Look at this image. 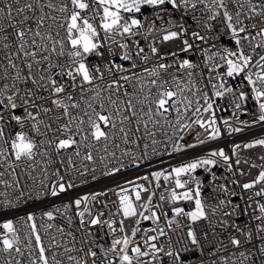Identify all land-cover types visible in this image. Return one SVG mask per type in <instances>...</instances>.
Listing matches in <instances>:
<instances>
[{
    "label": "snow or ice",
    "instance_id": "snow-or-ice-1",
    "mask_svg": "<svg viewBox=\"0 0 264 264\" xmlns=\"http://www.w3.org/2000/svg\"><path fill=\"white\" fill-rule=\"evenodd\" d=\"M257 124L264 0H0V264H264V138L189 154Z\"/></svg>",
    "mask_w": 264,
    "mask_h": 264
},
{
    "label": "built area",
    "instance_id": "built-area-1",
    "mask_svg": "<svg viewBox=\"0 0 264 264\" xmlns=\"http://www.w3.org/2000/svg\"><path fill=\"white\" fill-rule=\"evenodd\" d=\"M145 15L147 16L148 20L150 21L153 16L155 15V12L153 9H145L144 10ZM155 35V33L153 34ZM177 47L176 43L170 44V45H162L161 50L162 51H170V50H175ZM190 58L194 59L196 62H200V57L198 54L191 56ZM93 62H101L98 58H93ZM230 83L233 84L234 87H237L239 85V81H230ZM219 103L223 104L224 106H230V97L225 99L224 101H220ZM251 107V105L249 106ZM220 117H229L230 112H220L218 114ZM241 119L248 120L251 122L254 117L252 115H246V116H241ZM195 135V132H193L191 135L186 136V141L187 143L193 142V136ZM203 138V137H201ZM256 138H264V126L262 125H255L253 126L250 130L245 129L243 133L240 134H235L231 137L225 136L219 141H214L210 142L207 146H201V148L195 149V150H190V155H195V154H200L202 151L209 149V148H217V147H223L225 150H228L229 146L234 143H244L251 141ZM264 155V149L260 148H255V149H250V150H243L240 153V158L241 159H249L252 162L255 163H261V161L258 159L260 156ZM165 161H168V158H164ZM179 159V156L176 157V159L172 160V163H176V161ZM165 165H160L157 162L156 157L151 158V167L148 166L146 163L143 165L140 169H134L129 167L122 175L116 177V178H107V177H102L101 180L96 181V182H91L87 185H84L82 188L78 189L77 191L80 193L83 192H89V191H99L103 190L105 188H110L114 187L117 183H122L125 179H133L137 175H143L146 172L155 170L158 167H163ZM111 167V164L109 165ZM241 168H244L247 170L248 166L245 164L240 165ZM97 175L100 174L101 167L97 165ZM223 173V170H219L217 172V175L220 176ZM251 175L247 177V179H252L256 175V169L251 170ZM72 178H75V173L71 174ZM241 181L245 180V177H240ZM239 191V189H236ZM104 199L110 206L113 204L114 201L117 200V196L115 193L110 192L107 197H103ZM55 203L57 205L61 204V200H50V201H45V202H32L30 206L25 208V211L27 210H33V211H39L41 208H49L51 205ZM167 207V205H165ZM115 207H112V211H115ZM20 215L24 214V211H21L19 213ZM60 221H57L59 223ZM128 227H131V223L128 224ZM187 259L185 260L184 264H200V261L204 259V257L200 256L199 253H195L194 250H189L184 254Z\"/></svg>",
    "mask_w": 264,
    "mask_h": 264
},
{
    "label": "trees",
    "instance_id": "trees-1",
    "mask_svg": "<svg viewBox=\"0 0 264 264\" xmlns=\"http://www.w3.org/2000/svg\"><path fill=\"white\" fill-rule=\"evenodd\" d=\"M145 9H149V8L146 7ZM145 9H144V10H145Z\"/></svg>",
    "mask_w": 264,
    "mask_h": 264
}]
</instances>
